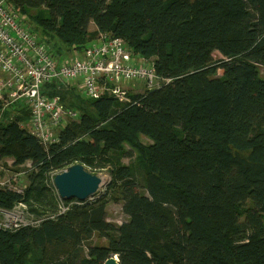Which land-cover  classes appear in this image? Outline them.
Masks as SVG:
<instances>
[{
  "label": "trees",
  "instance_id": "16d2710c",
  "mask_svg": "<svg viewBox=\"0 0 264 264\" xmlns=\"http://www.w3.org/2000/svg\"><path fill=\"white\" fill-rule=\"evenodd\" d=\"M13 3L60 57L106 33L168 82L125 104L82 98L48 149L19 125L24 105L0 125V159L31 164L23 191L0 188V207L23 200L54 213L51 174L77 163L112 175L105 195L35 228L0 229V264H264V0ZM61 91L45 89L62 100ZM132 152L136 168L121 161ZM109 198L127 221H108ZM94 234L106 245L85 249Z\"/></svg>",
  "mask_w": 264,
  "mask_h": 264
},
{
  "label": "built area",
  "instance_id": "2783aa9c",
  "mask_svg": "<svg viewBox=\"0 0 264 264\" xmlns=\"http://www.w3.org/2000/svg\"><path fill=\"white\" fill-rule=\"evenodd\" d=\"M58 56L40 39L13 0H0V125L8 120L6 113L15 110L14 104L23 103L29 109V118L19 121V125L37 137L46 149L58 141V129L68 124L66 120L78 116L76 111L65 107L60 96L45 93L48 85L60 87L76 82L86 97L109 96L125 104L132 101V88L124 87L128 83L135 81L147 91L168 82L158 75L152 61L138 62L122 38L106 33H99L81 56L73 59ZM56 174H51V182ZM0 188L22 191L13 187L11 180H1ZM57 200L56 211L46 215L35 214L23 200L8 209L0 207V229L14 232L35 228L42 221L57 218L75 204L83 203L75 199L66 201L59 195Z\"/></svg>",
  "mask_w": 264,
  "mask_h": 264
},
{
  "label": "rangeland",
  "instance_id": "374dc122",
  "mask_svg": "<svg viewBox=\"0 0 264 264\" xmlns=\"http://www.w3.org/2000/svg\"><path fill=\"white\" fill-rule=\"evenodd\" d=\"M30 23L32 24L33 27L35 26L34 23H32V22H30ZM96 30H97V28H95V24L92 23L90 25V31H92L93 33H96L95 32ZM36 31L40 33V30L37 28H36ZM94 36H97V34L96 35L94 34ZM41 38L42 37L40 34V39ZM81 55H82V52L79 53L78 51H73L71 53L65 54V57H63V58L59 57V56L58 57L61 59H69V58L73 59V58H76V57L81 56ZM216 56L221 57L219 53H216ZM134 58H136V60L138 62L145 60V58L143 59L140 56L135 55V54H134ZM147 60H150L153 62L152 59H147ZM259 72H260L261 77L264 79V67L263 66L259 67ZM124 87L132 88L131 95L136 94V93H143L146 91L144 86L139 85L135 81L128 83ZM61 90H62L61 92H62V100H63L62 102L65 105V107L67 109H73L74 111H76L78 113V116H79V113L81 112L80 106H81L82 102L84 101L82 98L86 99V95L83 94V91L81 89L80 84L76 83V82H67L66 84L61 85ZM13 106H14L15 110L10 109L8 114L5 115V116H7L8 119L12 118L14 115H16V113H21V111L24 110L23 103H21V102H18L16 104H14ZM78 116L74 119L66 120V124L67 123L69 124L73 121H76L79 118ZM62 129H63V127L58 129V132H57L58 135ZM142 139L146 143L150 142L145 137H142ZM126 148L129 149V146H126ZM129 152H131V151H129ZM121 161H122V163H124L126 165H131L132 167L136 168L138 165L137 153L132 152L131 157H123L121 159ZM30 167H31V164L29 161H27L24 165L15 166V165H13V158L12 157H8V156L3 157L0 159V181L1 180L10 181L11 180L13 187H15L17 190L23 191L26 184H27V176L29 174L28 172L30 170ZM84 167L88 171L99 176L100 178H102V177L107 178L106 182H103V184L100 186V189H99V194L105 195L108 191L109 184L112 181V175L110 172L111 167L107 166V167L90 168V167L85 166V165H84ZM30 210H31V208H30ZM107 219H108V221H110L116 225H120L123 222L128 220V216L123 212L122 204L118 200H114L113 198H111V199L109 198V201L107 203ZM88 244L106 245V240L104 238L99 237L97 234H94V236L88 242H86V245L84 246L85 249L87 248Z\"/></svg>",
  "mask_w": 264,
  "mask_h": 264
},
{
  "label": "water",
  "instance_id": "95a60500",
  "mask_svg": "<svg viewBox=\"0 0 264 264\" xmlns=\"http://www.w3.org/2000/svg\"><path fill=\"white\" fill-rule=\"evenodd\" d=\"M102 178L88 171L82 164H74L57 173L53 186L63 200L85 202L99 195ZM104 264H120L116 256H112Z\"/></svg>",
  "mask_w": 264,
  "mask_h": 264
},
{
  "label": "bare ground",
  "instance_id": "6f19581e",
  "mask_svg": "<svg viewBox=\"0 0 264 264\" xmlns=\"http://www.w3.org/2000/svg\"><path fill=\"white\" fill-rule=\"evenodd\" d=\"M107 178L106 177H102V181L106 182Z\"/></svg>",
  "mask_w": 264,
  "mask_h": 264
},
{
  "label": "crops",
  "instance_id": "0c3cea01",
  "mask_svg": "<svg viewBox=\"0 0 264 264\" xmlns=\"http://www.w3.org/2000/svg\"><path fill=\"white\" fill-rule=\"evenodd\" d=\"M96 28V27H95ZM84 94V93H83Z\"/></svg>",
  "mask_w": 264,
  "mask_h": 264
}]
</instances>
